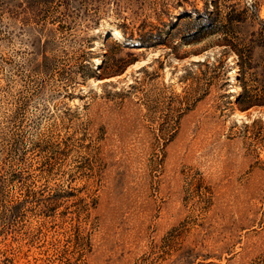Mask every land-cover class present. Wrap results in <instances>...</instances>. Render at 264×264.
Instances as JSON below:
<instances>
[{
    "label": "rangeland",
    "instance_id": "rangeland-1",
    "mask_svg": "<svg viewBox=\"0 0 264 264\" xmlns=\"http://www.w3.org/2000/svg\"><path fill=\"white\" fill-rule=\"evenodd\" d=\"M261 21L264 0H0V264H264V105L239 103L264 101V48L237 54Z\"/></svg>",
    "mask_w": 264,
    "mask_h": 264
},
{
    "label": "trees",
    "instance_id": "trees-1",
    "mask_svg": "<svg viewBox=\"0 0 264 264\" xmlns=\"http://www.w3.org/2000/svg\"><path fill=\"white\" fill-rule=\"evenodd\" d=\"M211 16L212 13H209L208 16L204 17V19L211 21ZM203 17H199L197 20L199 22L204 20ZM198 21L192 22V23H197ZM204 23H207L206 21H204ZM261 25H262V31L261 33L263 34L262 39H258V38H253V40L251 41V44L248 46H245L242 50V52L240 53V51H237L239 58H240V62H241V66L242 68L246 69H254V63H252V59H253V52L255 50L256 47H261L264 48V21H261ZM199 25V24H198ZM259 35L258 33L254 34V36ZM257 68H259L257 66ZM248 72V71H247ZM246 74V73H245ZM257 96H252L250 95V91H248L247 87L245 85H243V92L241 97L239 98V103H241V105H243V107L245 108H251L255 105H259L262 104L264 105V101H257Z\"/></svg>",
    "mask_w": 264,
    "mask_h": 264
},
{
    "label": "bare ground",
    "instance_id": "bare-ground-1",
    "mask_svg": "<svg viewBox=\"0 0 264 264\" xmlns=\"http://www.w3.org/2000/svg\"><path fill=\"white\" fill-rule=\"evenodd\" d=\"M110 35H111V37H113L115 39H118V40L121 39V34L118 32H112Z\"/></svg>",
    "mask_w": 264,
    "mask_h": 264
}]
</instances>
